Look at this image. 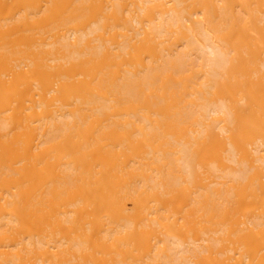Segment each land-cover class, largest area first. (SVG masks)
I'll use <instances>...</instances> for the list:
<instances>
[{
    "label": "bare ground",
    "instance_id": "bare-ground-1",
    "mask_svg": "<svg viewBox=\"0 0 264 264\" xmlns=\"http://www.w3.org/2000/svg\"><path fill=\"white\" fill-rule=\"evenodd\" d=\"M0 264H264V0H0Z\"/></svg>",
    "mask_w": 264,
    "mask_h": 264
}]
</instances>
